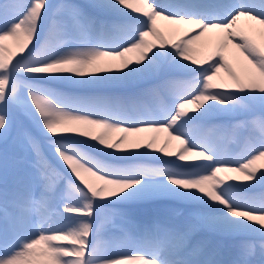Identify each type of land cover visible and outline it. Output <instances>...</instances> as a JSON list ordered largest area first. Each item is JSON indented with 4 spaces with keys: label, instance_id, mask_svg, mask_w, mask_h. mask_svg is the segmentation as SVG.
<instances>
[{
    "label": "snow or ice",
    "instance_id": "1",
    "mask_svg": "<svg viewBox=\"0 0 264 264\" xmlns=\"http://www.w3.org/2000/svg\"><path fill=\"white\" fill-rule=\"evenodd\" d=\"M257 35L264 0H0V264H264Z\"/></svg>",
    "mask_w": 264,
    "mask_h": 264
},
{
    "label": "bare ground",
    "instance_id": "2",
    "mask_svg": "<svg viewBox=\"0 0 264 264\" xmlns=\"http://www.w3.org/2000/svg\"><path fill=\"white\" fill-rule=\"evenodd\" d=\"M51 2L53 3H59L60 0H51ZM74 2L76 3H79L78 1H75ZM87 3V2H86ZM167 21H158V25L161 27V28H164L167 26ZM210 39L209 36H205V37H202L200 40L198 41H194L191 45V47L193 48H201V46L206 43L208 40ZM256 40L258 43H264V39H262L260 36H256ZM213 43L215 44H218L219 41L214 39L213 38ZM203 50H206V49H202ZM186 78V77H185ZM63 91H66V92H72L74 94H85L86 93V90H81V89H77V90H68V89H62ZM141 136H151V135H160V136H163L165 134L161 133V134H153V133H141L139 134ZM175 144V142H173V145ZM226 147H228L230 150H234V151H239L242 147H243V144L242 143H239V144H231V145H226ZM87 150V149H86ZM88 151H91V150H88ZM93 155H98L96 153H92ZM142 162L144 163H153V161H150L148 160L147 158H143ZM262 162H257V166H259ZM259 187V186H257ZM256 187V188H257ZM249 195H252V196H258L260 197L261 195H264V187L261 188V190L259 191H255L253 189L249 190L248 192Z\"/></svg>",
    "mask_w": 264,
    "mask_h": 264
},
{
    "label": "rangeland",
    "instance_id": "3",
    "mask_svg": "<svg viewBox=\"0 0 264 264\" xmlns=\"http://www.w3.org/2000/svg\"><path fill=\"white\" fill-rule=\"evenodd\" d=\"M75 1H78L80 4H87L89 2V0H75ZM5 43L10 44L11 42L10 41H6ZM255 197L259 198L258 196H255Z\"/></svg>",
    "mask_w": 264,
    "mask_h": 264
}]
</instances>
